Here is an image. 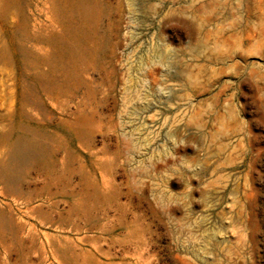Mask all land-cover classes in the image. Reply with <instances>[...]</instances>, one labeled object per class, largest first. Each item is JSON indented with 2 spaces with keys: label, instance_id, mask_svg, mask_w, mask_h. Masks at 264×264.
<instances>
[{
  "label": "rangeland",
  "instance_id": "374dc122",
  "mask_svg": "<svg viewBox=\"0 0 264 264\" xmlns=\"http://www.w3.org/2000/svg\"><path fill=\"white\" fill-rule=\"evenodd\" d=\"M0 264H264V0H0Z\"/></svg>",
  "mask_w": 264,
  "mask_h": 264
},
{
  "label": "bare ground",
  "instance_id": "6f19581e",
  "mask_svg": "<svg viewBox=\"0 0 264 264\" xmlns=\"http://www.w3.org/2000/svg\"><path fill=\"white\" fill-rule=\"evenodd\" d=\"M259 46H261V44H260ZM259 46H258V47H259ZM261 48H262V47H260L259 49L261 50ZM255 49H256V48H255ZM255 49H254V51H255ZM259 49L257 48L256 50L259 51ZM262 49H263V48H262ZM257 51H256V52H257Z\"/></svg>",
  "mask_w": 264,
  "mask_h": 264
}]
</instances>
